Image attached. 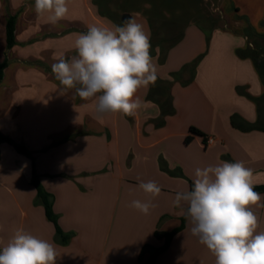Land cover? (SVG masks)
Instances as JSON below:
<instances>
[{"label":"crops","instance_id":"1","mask_svg":"<svg viewBox=\"0 0 264 264\" xmlns=\"http://www.w3.org/2000/svg\"><path fill=\"white\" fill-rule=\"evenodd\" d=\"M104 3L109 0H68V15L53 25L45 22L47 13L37 16L34 0H0V65L8 63L0 81V132L31 155L0 141V249L23 229L56 245V264H143V248L163 247L164 235L181 225L186 205L174 207V196L191 190L197 168L242 161L253 170V185H264V81L252 61L264 49L262 39L251 42L241 32L264 25V0L212 1L227 33L217 30L211 44L204 21H176L152 2L134 8L132 19L150 43L153 12L186 27L165 55L160 47L152 52L157 79L138 90L140 108L97 119L94 100H82L75 89L59 91L51 66L60 54H77L75 39L89 25L123 24V14ZM12 17L16 45L9 49ZM192 127L204 136L187 143ZM209 139L215 143L209 146ZM34 170L53 197L66 242L46 216ZM150 180L161 187L158 196L139 188ZM133 200L155 206L145 215L130 206ZM253 211L264 231V207ZM190 227L187 221L156 264H215Z\"/></svg>","mask_w":264,"mask_h":264},{"label":"clouds","instance_id":"2","mask_svg":"<svg viewBox=\"0 0 264 264\" xmlns=\"http://www.w3.org/2000/svg\"><path fill=\"white\" fill-rule=\"evenodd\" d=\"M38 17L53 25L69 13L68 0H34ZM150 34L135 19L112 29L89 25L74 42L76 55L60 54L51 66L60 92L75 89L82 100H94L97 119L105 114L133 115L140 108L137 92L154 83L157 68L151 56ZM253 170L242 161H221L195 170L193 187L175 194L173 206L185 210L190 232L215 257V264H264V231H258L253 206H261L254 190ZM139 188L153 197L161 193L155 181ZM131 207L147 215L153 205L133 200ZM56 245L18 229L0 249V264H56Z\"/></svg>","mask_w":264,"mask_h":264},{"label":"rangeland","instance_id":"3","mask_svg":"<svg viewBox=\"0 0 264 264\" xmlns=\"http://www.w3.org/2000/svg\"><path fill=\"white\" fill-rule=\"evenodd\" d=\"M212 1L214 0H180L179 2L174 0H109L110 5L104 3V6L106 7V10L108 12L119 17V15L122 14H130V12L135 11L134 8H141L145 6L146 2H152L153 6L156 7V9L160 12H165L164 9L167 8L166 10L168 11H166V13H173V17H171L176 21H178V18L183 22L204 21V30L205 32H208L207 41L208 44H211L213 35L217 30L227 33L224 27L225 24L222 20V15L220 12L215 11V7L213 6ZM165 5H168V7H165ZM185 5L187 7L186 11L183 9ZM152 16L155 24L154 42L157 45L167 49L175 43V40L181 38L186 25H172L170 24V22H167L160 16H158V12H153ZM236 16L238 17V15ZM230 30L232 31L231 28ZM257 31L258 33H256ZM241 32L244 36H247L251 40V42H256L258 38L262 39V41L259 42V45L262 47V49H264L263 24L255 27L248 24L247 26L243 27ZM256 53L259 60L256 63V61H254V58H252V61L260 75L261 72H264V51L258 49ZM245 54L249 53L247 52ZM260 77L262 79L261 75ZM262 81L264 80L262 79Z\"/></svg>","mask_w":264,"mask_h":264},{"label":"trees","instance_id":"4","mask_svg":"<svg viewBox=\"0 0 264 264\" xmlns=\"http://www.w3.org/2000/svg\"><path fill=\"white\" fill-rule=\"evenodd\" d=\"M15 32H16V18L12 17V18H10V20L8 22V25H7V45H8L9 49L13 48L16 45ZM177 43H178V41L175 42L174 44H172L169 48L165 49V48L157 45L154 42V39H153L152 42H151V55H152V52L157 47H160L161 51H162L161 54L165 55ZM256 54H257L256 51H254V53L252 54V58H254V61H256V63H257L259 58H258V56ZM161 61L164 62L165 61V57L162 58ZM7 65H8L7 61H5L4 63H2L0 65V81L3 78L4 70L7 67ZM193 66L195 67V65H193ZM194 67H193V69H194ZM260 75L262 76V79L264 80V72H261ZM233 124H234V126H237L235 120L233 121ZM253 128H255V127H251V129H253ZM190 132H191V136L186 139L187 143L191 142L192 139L194 138V136H200V137L204 136V133L202 131H200L199 129L195 128V127H192L190 129ZM0 141L7 142V143L11 144L12 146H14V148L19 153L31 158L30 153L28 152V150L25 147L16 144L10 138L5 137L1 132H0ZM32 183H33L34 187L37 190L38 197L42 200V203H43L45 211H46L47 218L52 223H54V225L56 226L59 234L61 235L62 241L66 242L67 241V236L62 232L61 228L58 225V217H57V215H56V213L54 211L53 197L43 187V185H42V183L40 181V177L37 175L35 170L33 172ZM190 185H191V188H192L193 187V182H190ZM254 190L259 192V193H263L264 194V185L254 186ZM187 221L188 220H187L186 216L184 215L182 217V219H181V225L178 228H176L175 230H173L172 232L166 233L164 235L165 245L163 247L155 248V247H152L151 245H146L143 248L142 252H141V260H142L143 264H156L158 258L170 248L173 238L178 233H180L181 231H183L186 228ZM157 236H158V234H157Z\"/></svg>","mask_w":264,"mask_h":264},{"label":"water","instance_id":"5","mask_svg":"<svg viewBox=\"0 0 264 264\" xmlns=\"http://www.w3.org/2000/svg\"><path fill=\"white\" fill-rule=\"evenodd\" d=\"M130 18L132 19V15L131 14H128V13L124 14L122 16V23H124L126 20H128Z\"/></svg>","mask_w":264,"mask_h":264},{"label":"built area","instance_id":"6","mask_svg":"<svg viewBox=\"0 0 264 264\" xmlns=\"http://www.w3.org/2000/svg\"><path fill=\"white\" fill-rule=\"evenodd\" d=\"M215 143V139H209L208 140V145H213Z\"/></svg>","mask_w":264,"mask_h":264}]
</instances>
